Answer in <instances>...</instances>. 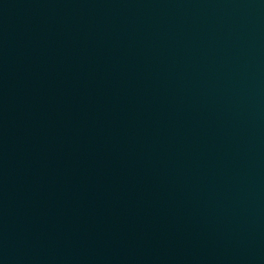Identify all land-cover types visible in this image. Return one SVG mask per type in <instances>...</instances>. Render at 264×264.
Here are the masks:
<instances>
[{"label": "water", "instance_id": "95a60500", "mask_svg": "<svg viewBox=\"0 0 264 264\" xmlns=\"http://www.w3.org/2000/svg\"><path fill=\"white\" fill-rule=\"evenodd\" d=\"M0 264H264V0H0Z\"/></svg>", "mask_w": 264, "mask_h": 264}]
</instances>
